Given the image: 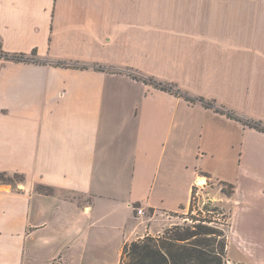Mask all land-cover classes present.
<instances>
[{"label": "crops", "instance_id": "crops-1", "mask_svg": "<svg viewBox=\"0 0 264 264\" xmlns=\"http://www.w3.org/2000/svg\"><path fill=\"white\" fill-rule=\"evenodd\" d=\"M153 30L155 77L264 122V0H0L2 50L43 60L0 61V173L24 177L0 182V264H121L163 232L136 207L188 209L212 176L235 186L227 264H264V133L94 68L153 74ZM222 145L233 178L202 167Z\"/></svg>", "mask_w": 264, "mask_h": 264}, {"label": "rangeland", "instance_id": "rangeland-1", "mask_svg": "<svg viewBox=\"0 0 264 264\" xmlns=\"http://www.w3.org/2000/svg\"><path fill=\"white\" fill-rule=\"evenodd\" d=\"M159 6L160 5L157 4V2L150 4V10H149L150 11L149 13L150 22L152 21V19L157 17L158 11H160L161 14L163 13L162 10H158ZM154 31L155 30H153L152 34H150V43H149V48H150L149 64L151 66L150 69H152L154 73L153 74L151 73L143 74L141 76L154 78L155 80L161 83H164V84H172L175 86V90L184 91L180 89L178 84L174 82L159 80L157 77H155L156 76L155 74L156 61L158 60L156 56H157V51L159 47L157 46V37ZM62 64L78 65L74 63H62ZM79 66H82V65H79ZM85 67L88 68L87 66ZM169 72H170V68H169ZM177 97H181V96H177ZM181 98H184V97L182 96ZM195 98H200V97H195ZM209 102L212 105L210 106L211 108L209 109L215 112H217V109L225 111V112L230 111V110L225 109L222 106H219L215 101L209 100ZM196 103H200V102H196ZM239 116L242 117L244 120L259 122V121L253 120L252 118H249L244 115H239ZM235 131H237V129H234L233 132L235 133ZM224 146L225 145H222L223 147L222 154L216 155L215 158H210L206 160V162L202 164V167L208 169L209 171H211V173L220 174L225 177L233 178L234 170L232 171L231 167H235V162H233V160H235L237 157L236 151L232 150L230 147L225 146L224 148ZM1 174H6V173H0V182H3V183L13 184L17 186L19 183L24 181V177L22 176H12V175L9 176L8 174H6V176L3 177ZM208 181H209L208 182L209 185L208 187L205 186L206 189L205 188L202 189V185H196L194 187L188 209L185 206H183L182 210H179L176 213L167 212L165 215L164 214L162 215L160 213L157 217L156 216L154 217V215H152L153 216V218L151 217L152 219L148 218L150 214L144 208L136 207L135 211H136L137 216H144L147 222H149V224L153 223L156 229H159V227H161L160 229L163 228L162 234L152 236V237H164L166 232H168V230H173L175 228H188V227H194L197 225L204 226L206 228L208 227L209 229L212 230L213 234L210 236H203V237L205 238V240H208V242H212V247L213 246L220 247L224 243L226 245L225 246L226 260H228L229 251H228L227 236H228V228L230 225V219H231V214H232V207L234 205L231 199H233L234 194H235V186L232 185L231 183L221 182L222 180H218L214 178L213 176ZM184 199H185V196H182L181 200H184ZM172 204L175 205L176 202L168 203L167 205L171 207ZM140 209L143 210V214L138 213V210ZM157 223L159 224L156 225ZM226 264H227V261H226Z\"/></svg>", "mask_w": 264, "mask_h": 264}, {"label": "trees", "instance_id": "trees-1", "mask_svg": "<svg viewBox=\"0 0 264 264\" xmlns=\"http://www.w3.org/2000/svg\"><path fill=\"white\" fill-rule=\"evenodd\" d=\"M0 61L15 62H33L43 63L37 59V52L33 51L32 56L25 54H8L4 52L0 46ZM68 68L85 69V66L65 65ZM60 66V65H59ZM97 71L108 72L112 74H128L135 80L150 84L162 91L183 96L191 103L200 102L206 108H211V103L204 98H195L187 92L175 90L172 84L161 83L154 78L138 75L131 71L106 69L102 66H96ZM217 112L227 115L230 119L242 123L246 127L256 129L264 133V122H254L244 120L233 111L225 112L217 109ZM3 177L6 174H1ZM19 176V175H16ZM40 192L50 191L49 188L39 186ZM213 232L208 227L194 226L188 228H175L168 230L164 237L148 236L133 242L127 246L124 251L121 264H226L225 244L220 247H212V242L205 240L203 236H210ZM208 239V238H207Z\"/></svg>", "mask_w": 264, "mask_h": 264}, {"label": "bare ground", "instance_id": "bare-ground-1", "mask_svg": "<svg viewBox=\"0 0 264 264\" xmlns=\"http://www.w3.org/2000/svg\"><path fill=\"white\" fill-rule=\"evenodd\" d=\"M205 182H206L205 179H200V180H199V183H200L201 185L205 184Z\"/></svg>", "mask_w": 264, "mask_h": 264}, {"label": "built area", "instance_id": "built-area-1", "mask_svg": "<svg viewBox=\"0 0 264 264\" xmlns=\"http://www.w3.org/2000/svg\"><path fill=\"white\" fill-rule=\"evenodd\" d=\"M138 213L143 214V210L142 209L138 210Z\"/></svg>", "mask_w": 264, "mask_h": 264}]
</instances>
